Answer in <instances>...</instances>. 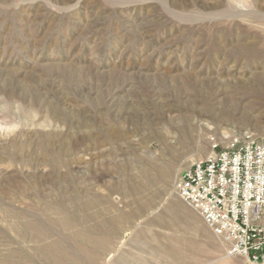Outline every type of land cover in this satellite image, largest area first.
I'll return each instance as SVG.
<instances>
[{
  "label": "rangeland",
  "instance_id": "374dc122",
  "mask_svg": "<svg viewBox=\"0 0 264 264\" xmlns=\"http://www.w3.org/2000/svg\"><path fill=\"white\" fill-rule=\"evenodd\" d=\"M264 137V0H0V264H263L174 182Z\"/></svg>",
  "mask_w": 264,
  "mask_h": 264
},
{
  "label": "built area",
  "instance_id": "2783aa9c",
  "mask_svg": "<svg viewBox=\"0 0 264 264\" xmlns=\"http://www.w3.org/2000/svg\"><path fill=\"white\" fill-rule=\"evenodd\" d=\"M179 197L203 219L230 255L264 264V137L243 132L184 168Z\"/></svg>",
  "mask_w": 264,
  "mask_h": 264
}]
</instances>
